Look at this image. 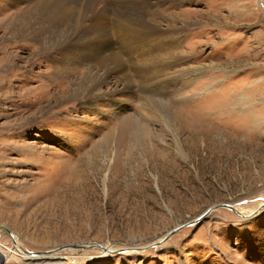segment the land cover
Returning <instances> with one entry per match:
<instances>
[{
	"label": "rangeland",
	"instance_id": "rangeland-1",
	"mask_svg": "<svg viewBox=\"0 0 264 264\" xmlns=\"http://www.w3.org/2000/svg\"><path fill=\"white\" fill-rule=\"evenodd\" d=\"M263 206L264 0H0V264H264Z\"/></svg>",
	"mask_w": 264,
	"mask_h": 264
},
{
	"label": "bare ground",
	"instance_id": "bare-ground-1",
	"mask_svg": "<svg viewBox=\"0 0 264 264\" xmlns=\"http://www.w3.org/2000/svg\"><path fill=\"white\" fill-rule=\"evenodd\" d=\"M19 1H22V2L24 1V3L25 2L32 3L35 0H19ZM53 1H57V0H53ZM38 3L36 2L34 4V6H31V7L33 9H36V8L38 9V6H37ZM39 6H41V5H39ZM51 6H52V4H51ZM29 9H31V8H29ZM81 44L82 45H80V49L79 50H83L82 49L83 47L87 46V48H88V46H89L88 44H83V43H81ZM70 45L69 46L67 45V48L65 50L72 51L71 47L73 48V46L70 47ZM65 53L68 54L67 57H65L66 60L69 57V55H72L74 53L77 54V55L80 54V56L84 57L85 61L91 62V63L85 64V67H87V68L92 67V68L98 70L99 72H101V78L97 82L88 83V84H86L87 82H85V85H82L81 87H78L77 89H75V96H77V97L90 98V97L94 96L96 94L97 90L100 89L99 88L100 85L104 82V80H106L110 76L111 73H121V72H123L125 70L124 66H123V68L121 66V59H122L121 58V54L123 52H118V53H115V52H103V54L101 52H65ZM105 53H107V54H105ZM172 63L171 62H165L164 64H161L159 66L161 68V70L159 71L158 70L159 67H157L155 69L154 73H151L147 68L143 67L141 65V63L140 64H135V67H133V69L135 70V73L137 74L140 82L144 85V83H149V82L151 83L153 80H156L162 74H163V76H164V74H167L169 69L172 67ZM65 64H68V63H65ZM115 65H117V66L115 68H113ZM127 87H129V86H127ZM0 236H2L1 231H0ZM0 245L2 246L1 243H0ZM15 247L17 248L16 242H15ZM93 248H95V247H93ZM95 249H98V250L102 249L105 252H106V250H110V249H107V248H103L102 244H100V247L95 248ZM18 251L22 252V250L19 249V248H18ZM110 252H113V251L110 250ZM34 257H41V256L34 255ZM26 258H28V257H26ZM28 260H29V258H28Z\"/></svg>",
	"mask_w": 264,
	"mask_h": 264
},
{
	"label": "water",
	"instance_id": "water-1",
	"mask_svg": "<svg viewBox=\"0 0 264 264\" xmlns=\"http://www.w3.org/2000/svg\"><path fill=\"white\" fill-rule=\"evenodd\" d=\"M217 207H227V208H230L231 210H233L234 212H236L235 209L231 208L230 206H224V205H221V206H217ZM236 213H237V212H236ZM188 225H189V223H186V224H184V225H182V226H179V227L175 228L174 230H172V231L169 233V235H168L167 237L171 236L175 231L179 230L180 228L186 227V226H188ZM87 247H95V248H98V247H100V244H91V243H89V244H87V245H85V244H80V245H72V246H68L69 249H85V248H87ZM121 251H123V250H121ZM121 251L119 250V251H116V252L118 253V252H121ZM106 252H107V254H109V253H116V252H110V250H106Z\"/></svg>",
	"mask_w": 264,
	"mask_h": 264
},
{
	"label": "built area",
	"instance_id": "built-area-1",
	"mask_svg": "<svg viewBox=\"0 0 264 264\" xmlns=\"http://www.w3.org/2000/svg\"><path fill=\"white\" fill-rule=\"evenodd\" d=\"M0 238H1V236H0Z\"/></svg>",
	"mask_w": 264,
	"mask_h": 264
}]
</instances>
